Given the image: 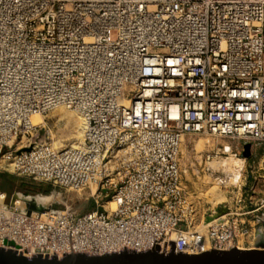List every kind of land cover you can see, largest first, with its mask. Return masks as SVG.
<instances>
[{"label": "built area", "instance_id": "obj_1", "mask_svg": "<svg viewBox=\"0 0 264 264\" xmlns=\"http://www.w3.org/2000/svg\"><path fill=\"white\" fill-rule=\"evenodd\" d=\"M60 106L85 122L75 146L34 123ZM200 132L264 143V0H0V169L87 190L96 205L75 214L4 194L0 246L234 247L249 234L238 213H206V235L187 228L196 210L179 153Z\"/></svg>", "mask_w": 264, "mask_h": 264}, {"label": "rangeland", "instance_id": "obj_2", "mask_svg": "<svg viewBox=\"0 0 264 264\" xmlns=\"http://www.w3.org/2000/svg\"><path fill=\"white\" fill-rule=\"evenodd\" d=\"M61 107H64L67 111H72L65 106ZM55 110L56 108L44 116H39L41 117L40 122L34 119L36 124L42 123L53 129L54 145L59 140L70 141L71 128L74 125V121L67 123L66 117L54 113ZM18 144L21 143L18 142ZM225 144L231 146V152L225 150ZM230 154L243 159L241 176L238 182L230 181L232 184L220 183L219 180L225 179L226 175L222 171L210 167L208 162L220 157H228ZM263 155L264 143H252L245 138L228 137L207 132L186 134L181 143L179 165L185 191L196 210L195 220L187 228L200 231V233L206 235V228L203 223V216L206 213L221 210V212L230 211L238 213L241 215L240 217L244 218L250 215L244 214V212L264 205ZM27 181V187L18 192L19 196L29 198L30 201L34 200L40 206L49 205L53 208H67L75 214L84 213L96 207L87 190L75 191L52 183L35 181L32 178ZM216 193L224 195L223 200L217 201L214 199ZM11 196V193L6 195V203L11 201ZM38 196H48L49 201L39 200L37 199ZM263 209L264 206L261 210L252 213L257 216L251 218L254 224L250 227V230L252 231L254 228L255 232L250 236L248 234L241 237L235 246L240 248H264V246L255 245V240L264 236ZM171 238H174V236H171ZM207 246H210L209 243H207Z\"/></svg>", "mask_w": 264, "mask_h": 264}, {"label": "water", "instance_id": "obj_3", "mask_svg": "<svg viewBox=\"0 0 264 264\" xmlns=\"http://www.w3.org/2000/svg\"><path fill=\"white\" fill-rule=\"evenodd\" d=\"M35 208L34 201L30 205ZM220 214L208 216L207 221L218 218ZM156 241V239H154ZM71 247V234L69 236ZM175 242L169 240L170 251H160V244L154 243L153 247L143 251H135L126 246L120 252H104L103 254H87L84 252H63L62 256L56 255L51 248V253H32L28 256L20 252L14 241L6 240V247L0 246V264H264V248L229 249L211 248L199 253H187L175 250ZM255 245L264 246V236L255 240Z\"/></svg>", "mask_w": 264, "mask_h": 264}, {"label": "bare ground", "instance_id": "obj_4", "mask_svg": "<svg viewBox=\"0 0 264 264\" xmlns=\"http://www.w3.org/2000/svg\"><path fill=\"white\" fill-rule=\"evenodd\" d=\"M71 110L73 111V109H71ZM72 111H67V110H65L64 107H61V106L59 108H56V110L54 111V113H59L60 116L66 117L67 123H69V122L71 123L72 121H74V125L72 124L73 127L71 128V136H70L71 139H70V141L59 140L58 142L55 143V145L58 147L75 146V145H77L78 142L80 143L83 141V130L85 127V122L79 114H77L76 112H72ZM39 116L40 115L34 116V119L38 120L40 122L41 117H39ZM35 120H34V123H35ZM74 140H76V141L73 142ZM225 150L228 152H231V146L229 144H225ZM208 163H209L210 167L217 169V170H220L226 175L225 179L219 180L220 183L229 184V183H231L230 181H233L234 183L238 182V180L241 176V168L243 166L242 165L243 159L236 158L235 155L230 154V156H228V157H220L218 159H213V160H210ZM213 189H215V188H213ZM212 193H213V191H212ZM3 197H4V193L3 194L1 193L0 194V201L2 200ZM18 198L23 199L24 197H22L21 195L20 196L18 195ZM213 198L216 199L217 201H221V200H223L224 195H222L221 193H216ZM24 199L30 200L29 198H26V197ZM37 199H39V200L45 199L44 202H47L49 197L48 196L47 197L38 196ZM32 201H34V200H32ZM39 202H37V203H39ZM106 205L111 209L115 208L114 202H109ZM209 249H211V248L207 246L206 250H209Z\"/></svg>", "mask_w": 264, "mask_h": 264}, {"label": "crops", "instance_id": "obj_5", "mask_svg": "<svg viewBox=\"0 0 264 264\" xmlns=\"http://www.w3.org/2000/svg\"><path fill=\"white\" fill-rule=\"evenodd\" d=\"M28 176H24V175H19L10 171H6V170H2L0 169V193H4L5 195H7L8 193H11V198L19 195L18 192L21 189H25L28 185V179H31V177ZM264 205H262L261 207L249 210L244 212V214H250L246 217H241L244 221L246 226L249 229V236L253 234V232H255V229L253 228L252 231L250 230L251 226L254 224V222H252L251 218L252 217H256L257 215H253L252 213L256 212L257 210H261V208H263ZM45 207H51V206H45ZM222 211V210H221ZM218 211V212H221ZM263 214H264V209H263Z\"/></svg>", "mask_w": 264, "mask_h": 264}]
</instances>
